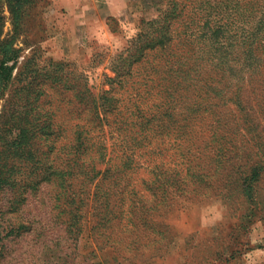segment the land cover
<instances>
[{
	"label": "rangeland",
	"instance_id": "obj_1",
	"mask_svg": "<svg viewBox=\"0 0 264 264\" xmlns=\"http://www.w3.org/2000/svg\"><path fill=\"white\" fill-rule=\"evenodd\" d=\"M216 1L0 0V264H264V0Z\"/></svg>",
	"mask_w": 264,
	"mask_h": 264
},
{
	"label": "crops",
	"instance_id": "obj_2",
	"mask_svg": "<svg viewBox=\"0 0 264 264\" xmlns=\"http://www.w3.org/2000/svg\"><path fill=\"white\" fill-rule=\"evenodd\" d=\"M67 13L73 26L88 25L100 28L107 16L120 17L131 11L139 0H56ZM99 33V31H96Z\"/></svg>",
	"mask_w": 264,
	"mask_h": 264
},
{
	"label": "trees",
	"instance_id": "obj_3",
	"mask_svg": "<svg viewBox=\"0 0 264 264\" xmlns=\"http://www.w3.org/2000/svg\"><path fill=\"white\" fill-rule=\"evenodd\" d=\"M165 1H167V2H169L170 0H165ZM230 2V1H229ZM229 2L227 1V0H217L216 2H215V4H216V6L217 7H221V6H223V8H229L230 6H229ZM235 4L236 5H239L240 4V1L239 0H235ZM117 74H118V72H116ZM118 76V75H117ZM148 90H145L143 93H141V91H139V93H137V92H130L129 90H126V91H124V94H126V96H125V99L127 100V101H129V102H131V101H134V104L135 105H137V106H139V105H142V106H146V105H148L150 102H152V101H154V98H153V93L152 92H150L149 91V89L150 88H147ZM105 98H108V96L106 95L105 96ZM88 103V102H87ZM140 110H142V109H140ZM16 125L14 124V125H9V127H7V128H9L10 129V131H17V132H19V134L21 133V132H25L26 131V129H19V130H14V129H17L16 127H15ZM42 130H44V128H45V125L44 124H41L40 126H39ZM39 143V142H38Z\"/></svg>",
	"mask_w": 264,
	"mask_h": 264
}]
</instances>
